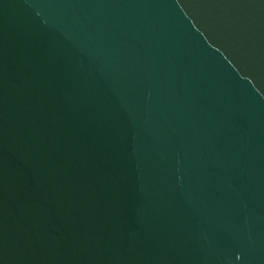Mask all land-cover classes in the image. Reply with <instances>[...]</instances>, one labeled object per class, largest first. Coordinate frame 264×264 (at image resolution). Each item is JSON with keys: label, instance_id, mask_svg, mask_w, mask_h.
<instances>
[{"label": "water", "instance_id": "95a60500", "mask_svg": "<svg viewBox=\"0 0 264 264\" xmlns=\"http://www.w3.org/2000/svg\"><path fill=\"white\" fill-rule=\"evenodd\" d=\"M0 264H264V0H0Z\"/></svg>", "mask_w": 264, "mask_h": 264}]
</instances>
